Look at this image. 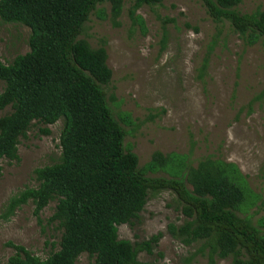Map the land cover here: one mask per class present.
<instances>
[{"label":"rangeland","instance_id":"374dc122","mask_svg":"<svg viewBox=\"0 0 264 264\" xmlns=\"http://www.w3.org/2000/svg\"><path fill=\"white\" fill-rule=\"evenodd\" d=\"M132 1L123 0L117 16L108 1L97 4L78 36L91 48L105 50L112 74L101 87L126 131L124 149L137 155L147 176L184 178L189 190V169L227 164L228 178L243 192L234 212L264 235V98L252 101L264 86L260 42L248 44L228 21L214 20L203 0H162L141 6L135 17ZM236 8L241 13L264 10V0H242ZM164 18L174 21L166 23L163 37ZM29 33L23 24L0 19V61L10 63L27 52ZM2 87L0 82V91ZM8 111L0 110V115ZM45 127L48 134L40 131ZM61 128L62 119L48 125L34 122L20 138L19 160L0 161V264H9L14 253L9 241L41 258L57 248L60 231L46 222L55 200L40 212L41 223L31 200L6 219L1 213L9 197L37 186L35 168L59 161ZM154 153L162 158L157 165ZM183 219L173 191H150L138 217L118 225L117 233L132 243L161 234L151 253H138L140 262L206 264V256L196 253L197 243L185 245L169 233L168 224ZM90 263L83 253L75 264ZM215 264L232 262L217 258Z\"/></svg>","mask_w":264,"mask_h":264},{"label":"trees","instance_id":"16d2710c","mask_svg":"<svg viewBox=\"0 0 264 264\" xmlns=\"http://www.w3.org/2000/svg\"><path fill=\"white\" fill-rule=\"evenodd\" d=\"M106 1L117 16L123 0H0L3 22L30 29L29 50L10 63L0 61V110L9 108L0 115V161L19 160L20 138L34 122L48 125L62 119L59 161L35 168L37 186H25L9 197L1 213L6 219L31 200L41 223L40 212L55 200L46 222L60 231L57 248L41 258L9 241L14 253L8 263L75 264L86 253L90 264H147L138 260V253H151L161 234L132 243L118 237V225L138 217L150 191L169 189L184 219L179 225L168 224V231L185 245L197 243L196 253L206 256V264L228 257L232 264H264V235L249 218L234 212L243 192L228 178L227 164L189 169V190L184 178L147 176L137 155L124 149L126 131L101 87L112 74L105 50L78 38L90 12ZM161 1L133 0L131 16L141 6ZM241 1L203 3L214 20L228 21L248 44L260 42L264 73V10L241 13L236 8ZM161 21L164 37L166 23L174 19ZM206 63L207 58L201 71ZM263 98L264 86L252 101ZM40 131L50 132L47 127ZM160 159L154 153L152 163ZM1 170L0 163V175Z\"/></svg>","mask_w":264,"mask_h":264}]
</instances>
